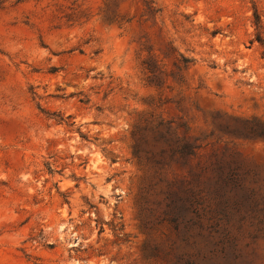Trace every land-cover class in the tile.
Wrapping results in <instances>:
<instances>
[{
    "label": "rangeland",
    "instance_id": "obj_1",
    "mask_svg": "<svg viewBox=\"0 0 264 264\" xmlns=\"http://www.w3.org/2000/svg\"><path fill=\"white\" fill-rule=\"evenodd\" d=\"M224 125L264 129V0H0V264L176 263L193 170L264 197V138Z\"/></svg>",
    "mask_w": 264,
    "mask_h": 264
},
{
    "label": "trees",
    "instance_id": "obj_2",
    "mask_svg": "<svg viewBox=\"0 0 264 264\" xmlns=\"http://www.w3.org/2000/svg\"><path fill=\"white\" fill-rule=\"evenodd\" d=\"M151 80L155 66L148 64ZM229 136L238 138H264L263 128H239L235 125L219 127ZM161 139H163L161 135ZM164 140V139H163ZM165 144L169 145L165 140ZM171 155L194 156L192 149L173 143ZM165 149L159 154L164 155ZM249 173L231 155L214 156L205 166L193 170L181 181L186 197L181 200V211L168 205L164 211L178 235L179 244L171 246L176 252V263L167 264H261L253 263L249 247L263 224L264 197L252 188ZM202 186L213 194V203L205 200ZM260 233V232H259ZM246 239L253 240L246 242Z\"/></svg>",
    "mask_w": 264,
    "mask_h": 264
}]
</instances>
